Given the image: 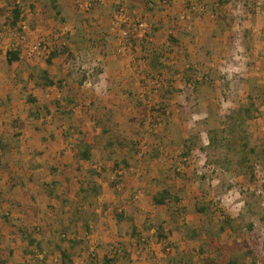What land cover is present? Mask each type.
Segmentation results:
<instances>
[{"label": "rangeland", "instance_id": "rangeland-1", "mask_svg": "<svg viewBox=\"0 0 264 264\" xmlns=\"http://www.w3.org/2000/svg\"><path fill=\"white\" fill-rule=\"evenodd\" d=\"M44 1L23 0L26 29L17 30L16 36L0 14L2 46L11 37L14 48L19 46L23 54L27 46L45 40L60 53L52 65L47 63L50 55L15 63L11 83L19 88H10L15 90L5 100L8 109L0 103L4 109L0 118V229L5 227L0 233L4 245L0 264H62L61 250L71 255L68 264H102L115 247L132 255L131 264H168L177 254L189 264H205L208 258L214 264H264V41L245 39L237 31L232 47L217 54V68H206L208 72L199 63L189 62L190 70L186 66V71L168 70L160 86L161 76L148 77L151 72L140 60L142 53L135 55L134 43L125 55L117 53L112 4L101 8L94 0L91 10L84 13L79 0H60L62 14L56 15ZM32 3H36L35 10L30 8ZM142 17L150 23L151 36L160 22ZM64 48L71 58L62 52ZM92 60L97 68L89 85L81 68ZM38 68L49 72L54 86L36 87L37 78L29 81L30 73ZM141 69L144 78L138 85ZM186 77L193 80L189 81L192 85ZM148 79L152 81L147 90L142 81ZM180 79L182 83L177 82ZM162 87L160 97L149 98L150 91ZM35 89L37 102L31 106L24 100ZM138 99L144 101L149 116L156 110L144 126H140ZM195 99H199L197 104ZM249 107L252 113H245L246 124L242 123L239 133H232L231 116ZM65 108L73 112L75 129L72 121L62 120L60 111ZM162 108L166 114L158 113ZM32 113H39L38 119ZM245 140L249 147L244 150ZM86 143L93 145L92 159L76 163V151ZM3 144L6 152L1 150ZM141 145L147 151L140 159ZM189 147L192 158L182 161V151ZM250 148L255 150L252 155ZM180 149L181 154L176 152ZM161 154L165 160L154 163ZM246 157L252 173L247 172L249 164L242 163ZM208 165L214 170H207ZM120 167H133L134 172H128L123 187L116 189L114 170ZM168 171L167 178L154 182L153 175L165 177ZM9 183L16 186L14 196ZM164 188L180 200L155 207L152 196ZM198 206H205L207 214L199 215ZM117 213L125 218L118 221ZM162 222L168 223L174 235H166ZM133 224L149 240L150 230L161 225L167 240L139 248L130 236ZM22 227L42 239L41 248H23L27 242L19 233ZM65 231L69 238H63ZM12 247L16 253H10ZM26 250L31 251L30 260L22 258ZM127 256L117 264H128Z\"/></svg>", "mask_w": 264, "mask_h": 264}, {"label": "crops", "instance_id": "crops-1", "mask_svg": "<svg viewBox=\"0 0 264 264\" xmlns=\"http://www.w3.org/2000/svg\"><path fill=\"white\" fill-rule=\"evenodd\" d=\"M53 1H56L57 5L60 8L63 7L62 5L63 3L60 2V0H45L43 3L46 2V4L48 3L52 7ZM152 1H154V3L147 4L145 3L144 0H137L136 2H134L133 0H128L130 9L133 13H135L136 15L149 16L150 20L153 23H154L153 20L155 21L159 20L160 22V24L158 25L156 24L154 26L155 32H153L151 36L149 35L147 39L141 40L140 42L139 41L134 42L135 55L140 56V54L142 53L143 59L140 60L145 63L146 65L145 69L151 72L148 73V77H152L154 75L161 76L162 81L159 80L160 86H163V76L168 75L167 74L168 70L178 68L180 71H184V70L186 71L187 69H189V66L191 65L189 62L199 63L201 67H204V69L206 68L212 69V67L217 68L218 64L220 65V63H218L217 61L218 58L217 54L220 52L226 53L227 50H229L232 47L231 43L232 40L234 39V35L235 34L237 35V31L238 32L241 31L245 39L259 38L260 40L264 41V0H174L170 6L165 8L161 6L160 4L161 0H152ZM104 2L105 4L102 3L100 4L97 2L96 3L99 4L101 8H107L108 6H111L109 0H104ZM4 3L7 4V0H5V2L4 0L3 1L0 0V9L6 6V4ZM190 4L195 5L196 7H199L200 5H204L206 7L205 13H200L199 11H191L190 9H188L189 7H191ZM32 5L36 6V3H32ZM162 24H164V27H161ZM8 31H11V29H8ZM12 40L13 39L11 37L7 38L6 41L8 42V45L6 46H2L3 44L2 42H1L2 44L0 43V48L2 49L0 51V61L2 60V62H5V64L0 63V103L3 104L5 103L7 105L6 107H4L5 109L6 108L8 109V102L5 101L6 98L11 99L13 96L12 92H14L16 88H19V86L14 87L13 84L11 83L12 72H13L12 68L15 67V64L9 65L7 61L8 51L14 48L13 43H11ZM129 57L130 55L123 58L125 59L124 61H127ZM156 57H160L159 60H157ZM186 57L188 59H186ZM206 59H211V62L207 64L205 62ZM152 61L156 63L155 64L157 65L156 67H152L150 65ZM187 63L189 64L185 65ZM185 66L187 69L185 68ZM206 70L208 72L210 71V69H206ZM143 73L144 71H142V69L139 73H137L138 76L140 77V80L137 79L138 85L139 83H141L142 78H144L140 76ZM179 75L181 74L178 73L175 76V78L178 77ZM190 80L191 82L193 81L189 77H186L185 79V81L188 84L189 83L191 84V82H189ZM150 81H152V79L151 80L148 79L147 81L146 80L142 81L143 88H146L148 90L149 87L151 86ZM155 82L157 83L158 80L156 79ZM177 82L182 83V80L180 79ZM10 88H15V89H10ZM163 90L164 87H162L160 90H155V92L150 91L148 94L150 96L149 98H151V96L155 98L156 94L158 97H160L161 91ZM32 93L33 96H36V89L32 91ZM200 97L203 100L205 98L202 96ZM190 98H192V96ZM195 100L197 104L198 103L197 101L199 99H195ZM24 101L27 102L26 98ZM137 102L140 105L137 108L141 110V114H140L141 117H139L142 118L140 119V126H144L147 122V121L144 122L145 117L148 116L149 119L150 116L156 112V110L153 109L152 114H150L149 116L148 115L149 112L147 114V110L146 108H144L145 107L144 101L138 99ZM151 108L154 107L151 106ZM1 112H4V109L3 107L1 108L0 106V118H1ZM1 134L2 132L0 131V136ZM181 149L176 152L180 153ZM159 151L163 152L160 149ZM187 153L188 151L186 150L185 153L184 151H182V154L180 153L182 156V157L180 156L182 161L185 159L192 158V156ZM162 156H163L162 154L159 155V157H157L158 159H156L154 163L157 162L159 163L165 160L163 159ZM166 163L167 166H169V163L168 162ZM168 174L169 171L165 177L164 174L162 175V177L153 175L152 178L156 183L159 180V178H162L161 180L167 178ZM2 182L3 181H0V183ZM12 185H14V183L12 184L9 183V188ZM15 189L16 187L14 188V190L10 189V191H12L11 192L12 195L14 194L13 192H15ZM158 193L159 192L153 194L152 200L154 196L158 195ZM2 195L3 194L1 193V196ZM151 203L153 204V202ZM198 214L200 215L201 213L198 212ZM162 223H163L162 226L164 225L165 228L167 229L166 235H174L173 232L169 233V231H171V227L168 225V223L167 222L165 223L162 222ZM4 228L1 226L0 233L4 231L3 230ZM149 234L150 236H152L151 240L147 239L148 237L143 238L142 241L144 243L147 242L163 243L165 241L162 239L159 240L157 229H151ZM154 236H156V238ZM34 237L35 239H37V241L43 243L42 239L38 238L36 235H34ZM168 239H171L170 236ZM134 243L137 242L134 241ZM3 246H4L3 243H0V248H2ZM22 246H26L23 248H27L28 242L22 243ZM12 248L14 249H12L13 251L10 253L12 254L16 253L15 251L16 248L15 247ZM22 258H24L25 260H30V254H25L24 257Z\"/></svg>", "mask_w": 264, "mask_h": 264}, {"label": "trees", "instance_id": "trees-1", "mask_svg": "<svg viewBox=\"0 0 264 264\" xmlns=\"http://www.w3.org/2000/svg\"><path fill=\"white\" fill-rule=\"evenodd\" d=\"M21 1V4H16L14 2H12L11 0H7V4L4 8L0 9V12L1 14H3V16L5 17V25L7 27H9L10 29L12 30H20L22 31L20 25L21 23H23L25 21V8H24V5H23V0H20ZM145 3L147 4H151V3H154V1L152 0H144ZM146 4V5H147ZM30 8L32 10H35V6L34 5H30ZM52 8L53 10H55L56 12V15H61L62 14V9L57 5V2L56 1H53L52 3ZM62 52L64 54H68L71 58V54L70 52L67 50V48L63 49ZM8 64L9 65H14L15 63H21L23 62V58L21 57L22 55V51H21V48L19 46H17L16 48H13L11 50L8 51ZM60 53L57 52V51H52L49 58L47 59V63L49 65H52V60L54 58H56ZM73 58V57H72ZM160 57H156L157 60H159ZM156 63L154 61H152L150 63V65L152 67H156L157 65H155ZM34 73H30L29 75V81L32 82V81H36L35 78L38 79V81H36L34 83V85L36 87H39L41 84L43 86H54V82L50 79V76H49V72L45 69H33ZM205 78V77H204ZM27 89V86H25V91ZM27 95L25 96L26 97V100L28 102L29 105L31 106H34L37 102V99L33 96L32 93L28 92L26 93ZM74 102L71 101V105L73 104ZM60 104V103H59ZM60 108V107H59ZM68 108V107H67ZM67 108H65V111L62 110L60 111V114L62 115L63 119L62 120H66L68 122H71L73 120L72 118V115H73V112L72 111H68ZM47 109L49 110V107L47 106ZM166 109L162 108V110H159L158 113H160L161 115L162 114H166ZM245 113H247L248 116H250V113H252V110L251 108H247L246 110H242L239 112L238 116L235 117V116H231V122L233 124V126H231L230 128V131L232 133H235V132H238L239 133V130L238 129H241L243 127L244 122H246L247 118L249 117H245ZM34 115V117H36V119H38V115L39 113H32ZM50 114L49 111H47V115ZM32 115V116H33ZM148 119V116L145 117V121H147ZM71 126L73 127L72 129H75L76 127L74 126L73 124V121L71 122ZM244 123V124H242ZM80 134H84V131L82 130V128H78L77 129ZM242 138H244V136H242ZM1 139V138H0ZM3 143V142H2ZM4 145V144H3ZM2 145V151H7V147L4 145ZM92 147L93 145L91 143H86V145L84 144V147H81L79 148L77 151H76V154H75V160H76V163H80L81 161H86V162H89L91 161L92 159V155H91V151H92ZM249 147V142L247 140H245V142L243 143V149H247ZM192 151V148L189 147V150H188V153ZM249 153L254 154L255 153V150L253 149H248ZM263 155H264V151H263ZM249 160L250 158L249 157H246L245 159H243L242 163L244 165H247V163L249 164L247 166V172L249 173H252V170H253V167L250 165L249 163ZM125 164H127L126 167H130V165H128V163L126 161H124ZM81 167L78 165L77 166V170L79 171ZM121 182H124L126 181L125 178H122L120 179ZM54 184H56V182H54ZM16 186L15 185H12L10 187L11 190H13ZM175 199L177 202L180 200L178 197L175 198L173 197V193L171 191L170 188H164L162 189L158 195L154 196L153 197V204L155 206H166V205H169L172 200ZM197 211L201 214H204L206 215L207 213V208L205 206H198L197 207ZM118 215V221H122L125 217L123 215V213H117ZM9 220V219H7ZM226 224H229V223H226ZM87 229L89 230V225L87 224L86 225ZM146 230L149 231V228H145ZM163 227L161 225L158 226L157 228V232H158V237L159 239H165L167 240V238L163 237L161 231H162ZM226 228L225 227H222L221 230L224 231ZM26 229L25 228H19V233L22 235V239L23 240H26L28 242V246L29 248H33L35 246H37L38 248H41V243L39 241H37V239H35V237L31 234V233H26ZM63 238H69L68 236V233L65 231V233H63ZM131 238L134 239L135 242H137V246L142 247L144 244L142 239L144 237H141V233L139 232V230L137 229V227L133 224V227H132V231H131ZM146 238V237H145ZM64 240V239H63ZM71 240V239H69ZM73 245L77 244L76 242H73L72 243ZM61 261H62V264H68V262L72 263V258H71V255H69L67 252H65L64 250H61ZM127 251H122V249L120 247H115L114 250L110 253V256H106L105 259L101 262L102 264H117V262H120L121 258L123 256H126V259H124L125 261L128 262V264H131V259H132V255L130 253H126ZM26 254H31V251H27L26 250ZM125 254V255H123ZM128 259V260H127ZM97 263V262H96ZM97 264H100L97 263ZM168 264H189V261L185 260L183 258V256H181L180 254H177L173 257H170L169 261H168ZM205 264H214V261L209 259L208 258V261H205ZM229 264H236L235 262H230Z\"/></svg>", "mask_w": 264, "mask_h": 264}, {"label": "built area", "instance_id": "built-area-1", "mask_svg": "<svg viewBox=\"0 0 264 264\" xmlns=\"http://www.w3.org/2000/svg\"><path fill=\"white\" fill-rule=\"evenodd\" d=\"M16 4H21L20 0H11ZM110 3L115 7L114 13L111 19V27L112 30L118 34V46L117 53L121 55H125L128 51H131L133 48L134 40H145L148 38L150 23L146 18H143L142 15H136L133 13L128 6V0H109ZM173 0H161L162 7H168L172 4ZM98 3L105 4L104 0H98ZM94 5V0H79L78 6L80 10L84 13L89 12ZM191 5V4H190ZM191 11H199L200 13H205L206 7L204 5H200L196 7L195 5H191L189 7ZM22 30L26 29L25 21L20 25ZM12 35H17V30H12ZM62 34H67L65 31ZM65 45V44H64ZM63 46V44H61ZM53 51L52 44L45 40H40L32 44V46H27L26 51L21 55L22 58L25 59H33L35 57L41 56H49ZM78 63L79 60L76 59ZM97 68V63L92 61H88L87 65L82 66V70H84V79L85 84H91V79L93 77V73ZM140 152L138 154V158H142L143 154L147 151V146L141 145ZM207 170H214V167L210 165L207 166ZM128 172H134L133 167L129 169H123L122 167L116 168L114 170V179L113 181L116 183L115 188L121 189L124 184L120 181V179L125 178ZM138 198V196H137ZM38 257H42V254H38ZM58 259L55 260L57 262Z\"/></svg>", "mask_w": 264, "mask_h": 264}]
</instances>
